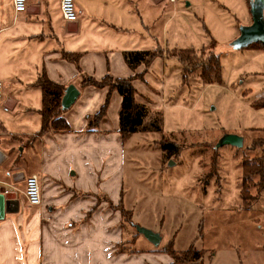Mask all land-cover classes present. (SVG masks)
I'll return each mask as SVG.
<instances>
[{
    "label": "rangeland",
    "instance_id": "1",
    "mask_svg": "<svg viewBox=\"0 0 264 264\" xmlns=\"http://www.w3.org/2000/svg\"><path fill=\"white\" fill-rule=\"evenodd\" d=\"M176 1L155 6L149 0L139 30L142 43L132 46L163 51L138 89L139 102L161 110V132L134 133L125 140L119 132L102 134L110 143L109 237L101 248L92 247L104 257L94 255L92 264H108L107 258H113L111 264H169L171 248L177 257L189 248L202 251V264H264V179H253L258 187L249 189L248 205L240 197L242 161L260 157L264 143V108L251 106L264 97V48L233 46L240 30L252 24L248 0ZM261 17L264 26V8ZM225 19L231 22L228 37ZM212 39L220 82L203 83L200 67L183 80L182 64L168 57L177 52L170 51L190 49L203 62ZM67 40L59 39L65 48L71 44ZM46 43L55 44L47 37ZM5 91L3 84L1 103ZM226 134L241 137L242 147H217ZM136 227L159 234V244L148 242ZM77 232L59 229L53 237ZM79 249L87 255L88 244Z\"/></svg>",
    "mask_w": 264,
    "mask_h": 264
},
{
    "label": "crops",
    "instance_id": "2",
    "mask_svg": "<svg viewBox=\"0 0 264 264\" xmlns=\"http://www.w3.org/2000/svg\"><path fill=\"white\" fill-rule=\"evenodd\" d=\"M72 1L75 22L61 19L59 0H26L25 11L19 14L13 13L10 0H0V82L6 90V101L0 103V186L3 183L17 201L16 212L12 204L0 207V264H86L87 260L92 264L94 255L104 259L92 249L94 245L101 248L109 237L105 230L109 226L110 143L102 134L119 132L121 97L112 91L106 115L89 129L87 119L102 107L108 88L85 85L82 79L98 82L106 75L133 76L122 54L145 51L132 46L142 43L139 30L145 24L149 0ZM227 23L224 37L230 34L231 22ZM232 33L235 37V28ZM64 36L71 43L67 48L59 41ZM46 37L55 44H44ZM15 40L20 46L12 44ZM64 54L76 55L77 62L66 60ZM41 74L78 92L75 102L61 114L67 131L38 134L42 95L36 81ZM142 82L133 81L137 92ZM30 174L36 175L40 189L41 203L36 207L28 206L22 196L23 179ZM66 228H76L79 235L54 239L57 230ZM86 244L87 255L79 249Z\"/></svg>",
    "mask_w": 264,
    "mask_h": 264
},
{
    "label": "trees",
    "instance_id": "3",
    "mask_svg": "<svg viewBox=\"0 0 264 264\" xmlns=\"http://www.w3.org/2000/svg\"><path fill=\"white\" fill-rule=\"evenodd\" d=\"M248 4L250 7V0H248ZM214 45L215 44L212 43L210 47L206 49L209 55L203 62L197 61L195 52L190 49L181 51L172 50L170 52L175 51L177 53L171 54V56L168 57H175L182 64L183 80L187 78L186 74L190 73L191 68L195 69L196 67H200L202 70L201 79L203 83H218L220 82L221 76L220 56L215 54L212 50ZM253 45L264 48L260 43H253L248 47ZM162 52L161 50L123 52L122 56L126 66L134 73L131 77L113 78L110 75H106L98 82L94 81L92 78L82 79V83L85 85H92L96 88H108V94L102 107L96 114L87 119V128L91 129L98 126L101 119L106 115L111 92L116 91L121 97V104L118 112V131L122 140H125L134 133L161 132L163 121L161 110L153 109L149 105L138 101V92L133 85V81H143L147 70L155 59L162 57ZM63 57L74 63H76L78 59L76 55L71 54H64ZM139 68H142V70L137 72ZM36 86L39 87L42 95L41 107L38 110L40 117V130L38 134L49 130L60 132L67 131L68 126L61 117L63 111L60 108V99L63 95L64 88L49 81L43 74L37 79ZM251 106L255 109L264 108V97L253 102ZM260 143L259 145L263 146L261 156L252 160L244 159L241 164L242 176L240 197L245 206L248 205V202L252 199V197L248 195L249 189L257 184L253 179L258 177V183L264 179V143ZM256 146L258 147V144H255L254 147ZM263 187L262 184L260 189L262 190ZM121 211L123 212L124 210L121 209ZM166 252L171 255L173 260V262L169 264H202V251L189 248L184 251L180 257H177L172 248L170 251L166 250Z\"/></svg>",
    "mask_w": 264,
    "mask_h": 264
},
{
    "label": "water",
    "instance_id": "4",
    "mask_svg": "<svg viewBox=\"0 0 264 264\" xmlns=\"http://www.w3.org/2000/svg\"><path fill=\"white\" fill-rule=\"evenodd\" d=\"M154 2H159L161 0H153ZM264 3L263 0H250V12L252 14V24L243 27L240 30V34L238 38L233 43V46L235 49H242L245 47H248L249 45L253 43H260L264 46V26L262 22L261 12L263 11ZM78 96L77 90L73 86H67L64 89L63 95L60 99V108L62 111L67 110L76 100ZM224 145H230L237 148L242 147V138L237 135H224L217 143V147H221ZM23 176H21L20 179H22ZM11 183L15 184L17 181L12 176L10 178ZM5 188L3 186V183L0 186V207L7 205H13V211H17V201L15 200L14 193H5ZM137 232L143 237L153 244L154 246H157L160 241V235L156 234L148 229L136 227Z\"/></svg>",
    "mask_w": 264,
    "mask_h": 264
},
{
    "label": "built area",
    "instance_id": "5",
    "mask_svg": "<svg viewBox=\"0 0 264 264\" xmlns=\"http://www.w3.org/2000/svg\"><path fill=\"white\" fill-rule=\"evenodd\" d=\"M25 1L26 0H10L13 13L15 14L23 13L25 11ZM163 1L169 4H174L176 2V0H163ZM58 10L61 19L63 21L75 22L76 16H75L72 0H59ZM1 90H2V85L0 82V103H1ZM22 196L28 206L36 207L40 205L41 203L40 189L36 175L30 174L24 177Z\"/></svg>",
    "mask_w": 264,
    "mask_h": 264
},
{
    "label": "flooded vegetation",
    "instance_id": "6",
    "mask_svg": "<svg viewBox=\"0 0 264 264\" xmlns=\"http://www.w3.org/2000/svg\"><path fill=\"white\" fill-rule=\"evenodd\" d=\"M18 177H21V176H18Z\"/></svg>",
    "mask_w": 264,
    "mask_h": 264
}]
</instances>
